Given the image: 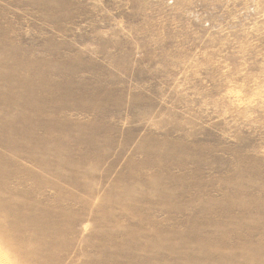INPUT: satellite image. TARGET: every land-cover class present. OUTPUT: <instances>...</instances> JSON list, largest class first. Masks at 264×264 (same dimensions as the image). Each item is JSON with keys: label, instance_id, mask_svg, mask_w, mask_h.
I'll return each instance as SVG.
<instances>
[{"label": "rangeland", "instance_id": "374dc122", "mask_svg": "<svg viewBox=\"0 0 264 264\" xmlns=\"http://www.w3.org/2000/svg\"><path fill=\"white\" fill-rule=\"evenodd\" d=\"M0 196V264H264V0H0Z\"/></svg>", "mask_w": 264, "mask_h": 264}, {"label": "bare ground", "instance_id": "6f19581e", "mask_svg": "<svg viewBox=\"0 0 264 264\" xmlns=\"http://www.w3.org/2000/svg\"><path fill=\"white\" fill-rule=\"evenodd\" d=\"M0 199H2V197L0 196ZM22 212V211H21ZM0 219H1V214H0ZM2 260V259H1Z\"/></svg>", "mask_w": 264, "mask_h": 264}]
</instances>
